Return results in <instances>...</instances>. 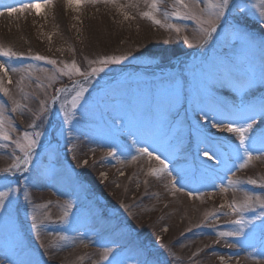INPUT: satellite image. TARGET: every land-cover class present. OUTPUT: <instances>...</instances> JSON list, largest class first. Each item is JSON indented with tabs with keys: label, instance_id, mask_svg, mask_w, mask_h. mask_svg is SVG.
Returning <instances> with one entry per match:
<instances>
[{
	"label": "rangeland",
	"instance_id": "obj_1",
	"mask_svg": "<svg viewBox=\"0 0 264 264\" xmlns=\"http://www.w3.org/2000/svg\"><path fill=\"white\" fill-rule=\"evenodd\" d=\"M0 2L17 8L44 5V0ZM184 2L189 8L160 0L154 11L145 0L78 7L52 0L39 12L11 15L0 9V50L16 53L0 55V82L8 90V95L0 92V133L8 137L0 135V191L16 189L0 207V264L21 259L39 264H109L114 259L123 264H264L259 233L255 239L245 235L252 224H245L240 235H219L240 229L232 223L237 218L257 225L264 220V158L252 150L254 159L240 168L247 158L243 152L240 159L233 154L235 134L211 127L227 122L221 115L227 109L258 104L264 97L261 33L249 29L257 46L241 65L242 71L249 64L256 69L254 83L240 91L214 83H207L206 91H193L186 66L212 41L204 47L198 43L199 29L207 27L198 23L207 18L203 0L196 8L193 0ZM242 2L248 19L258 20V0ZM186 12L196 18H185ZM168 24L181 31L161 26ZM108 56L127 58L106 66L90 63ZM73 63L82 72L104 71L85 82L80 75L64 74L65 65ZM199 71L197 64L193 72ZM80 86L88 91L66 125L62 105ZM25 132L32 138L36 132L42 135L27 168L22 163L12 168L24 155L17 145L27 150ZM138 148L159 156L167 169L152 175L153 168H160L158 160ZM245 195L260 202L237 214L230 205L239 206ZM66 203L73 208L61 221ZM106 248L112 251L102 260Z\"/></svg>",
	"mask_w": 264,
	"mask_h": 264
},
{
	"label": "snow or ice",
	"instance_id": "obj_2",
	"mask_svg": "<svg viewBox=\"0 0 264 264\" xmlns=\"http://www.w3.org/2000/svg\"><path fill=\"white\" fill-rule=\"evenodd\" d=\"M116 0H67L69 7L76 6L78 7L83 3H115ZM160 0H145L147 6L153 11L156 9L157 4ZM52 0H44V5H50ZM200 0H193L192 8L199 6ZM175 4L183 8H189L188 4H185L184 0H175ZM204 7L201 9L202 13H207V18L203 20L198 19V23L201 25H207V27H201L199 29L201 36L198 43L201 47L208 45V41H212L211 45H208L207 50L200 53L199 57H194L191 64L187 65V71L192 78L191 87L193 91L205 90L207 83L219 84L221 87L228 86L231 88L240 91L245 84L251 85L257 79V72L254 67L249 64L247 69L242 71L241 65L248 60L247 53L257 46L256 36L250 31V28H255L256 31L261 33V39L259 41L258 47L261 52L264 53V0H258V7L260 8L259 19L256 21H250L246 16V9L243 5L242 0H203ZM42 5L33 4V3H24L21 4L19 8L12 5H7L0 2V9H3L4 12H7L9 15L16 13L18 11H24L25 9H36L39 12V9ZM227 10V11H226ZM3 13H0L2 15ZM174 15H179V12L173 13ZM142 16L150 19L154 24H160V20L156 19L151 12H143ZM127 18V17H126ZM185 18H196L190 13H185ZM162 27L167 26L179 32L181 29L172 24L161 25ZM215 33V36L213 35ZM185 43H188V38H184ZM225 50L224 54H220L218 50ZM0 55H16L11 51L0 50ZM37 60L46 59L42 56L34 57ZM124 56H108L101 58L97 61H90V63H97L100 65L108 64H117L121 60L126 59ZM49 63H55V61L49 60ZM199 64L200 71L198 73L193 72V68ZM67 71L64 72L65 75L76 74L84 78V81L87 82L90 76L95 75L96 73L103 72V67H93L91 71L82 72L75 63L71 65H65ZM0 71H4V65L0 64ZM259 79L264 82V62H262L259 69ZM178 87V85H177ZM66 89H57L56 91H64ZM88 89L80 86L78 90H75V95L72 96L70 101H65V104L62 105L64 109V124H69L73 120V109H76L78 102L84 96V93ZM0 92H3L5 95H8V90L3 87L2 82H0ZM70 105V107H68ZM227 115H223L224 120L227 122L221 123H212L211 127L214 129H219L223 132L235 134L236 140L238 141V146L233 145L232 151L236 159L241 158V152L247 158L245 163L239 165L240 168L246 166L248 161L254 159L251 155L252 150L259 151L261 157L264 158V97L260 98L258 104H250L242 102L239 107L234 109H227ZM235 117V119H233ZM259 118V123L257 119ZM207 119V115L203 117ZM120 124V128L126 127L125 124L117 122ZM255 125V126H254ZM32 125H29L31 127ZM111 128H115L116 125H110ZM119 129H117L118 131ZM63 129L61 134L63 135ZM69 135L71 134V129L68 130ZM2 135L3 139H8L7 135ZM24 140L27 141V150L21 145V151L24 153L22 160L18 157L17 160L11 165L12 168H19L21 163L27 168V165L30 160V152L35 147L37 139L42 135L40 132L35 133V138H32V135L28 132L24 134ZM137 151L144 155H147L150 159H156L159 162L160 168H153L151 174L155 175L157 172L165 171L168 165L163 159H160L159 156H153V153L147 148H138ZM208 155L207 151L204 153ZM107 155L112 156L113 152L109 151ZM212 157L209 156V159ZM133 160L136 159L135 156L132 157ZM3 172H8L9 169L5 168ZM103 175V174H102ZM234 181L229 180V184H233ZM248 183L255 184V180H249ZM16 189H9L8 191H0V207L5 206V199L9 196L10 192H14ZM27 198V193H25ZM31 201H29L30 203ZM260 202V198H253L251 196L245 195L243 202L237 206L235 203L230 205L232 210L239 214L250 204ZM261 208H264V203H261ZM41 207H46L42 205ZM73 208L71 203H66L63 205V214L59 217L61 221H65L69 216V211ZM261 216H264V212L261 213ZM45 218H49L45 214ZM33 220H36V217L33 216ZM236 225H240L241 228L235 232L231 233H219L220 236L227 235H240L242 228L245 224H252L250 233L245 234L247 239H255L256 234L259 233V241L261 244L262 250H264V220H261L259 225L252 223L251 221H245L243 219L237 218L232 221ZM33 229L37 227L36 223L32 225ZM63 239V237H61ZM22 251V249H21ZM112 249L106 248L103 253H101V259H107L108 253ZM115 256V253H113ZM13 264H39L35 260H19L14 261ZM109 264H123L122 261H116L115 259L110 261Z\"/></svg>",
	"mask_w": 264,
	"mask_h": 264
},
{
	"label": "bare ground",
	"instance_id": "obj_3",
	"mask_svg": "<svg viewBox=\"0 0 264 264\" xmlns=\"http://www.w3.org/2000/svg\"><path fill=\"white\" fill-rule=\"evenodd\" d=\"M44 7H45V6H44V5H42V6H41V8H40L39 10H43V9H44Z\"/></svg>",
	"mask_w": 264,
	"mask_h": 264
},
{
	"label": "trees",
	"instance_id": "obj_4",
	"mask_svg": "<svg viewBox=\"0 0 264 264\" xmlns=\"http://www.w3.org/2000/svg\"><path fill=\"white\" fill-rule=\"evenodd\" d=\"M85 69V68H84Z\"/></svg>",
	"mask_w": 264,
	"mask_h": 264
}]
</instances>
